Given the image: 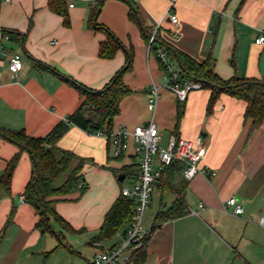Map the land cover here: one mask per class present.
Segmentation results:
<instances>
[{
  "label": "crops",
  "instance_id": "0c3cea01",
  "mask_svg": "<svg viewBox=\"0 0 264 264\" xmlns=\"http://www.w3.org/2000/svg\"><path fill=\"white\" fill-rule=\"evenodd\" d=\"M98 1L66 0L65 22L64 15L51 10L49 0H0V131L24 130L42 138L57 124L68 123L57 146L72 152L74 159L55 185L61 186L80 162L85 182L84 192L55 197L56 212L73 231L53 219L55 232L43 234L35 208L24 201L34 166L30 153L21 151L10 192L0 185V264H93L100 249L122 243V233L99 243L92 240L122 189L129 187L125 179L131 186L135 181L134 141L116 158L108 140L67 121L83 98L78 87L57 72L101 90L131 52L132 68L123 76L130 93L112 130L121 125L133 129L150 120L148 99L155 83L160 88L155 121L161 144L172 135L189 140L202 136L204 149L200 173L191 181L182 173L174 180L188 214L166 221L152 234L144 264H264V226L259 223L264 218V120L251 127V119H245L247 103L228 94L209 108L211 91L206 88L178 101L165 88L170 74L159 59V50L170 46L199 61L212 57L213 68L224 79L264 80V44L255 41L264 35V0H136L150 29L165 17L152 49L140 25L129 18L128 3L104 0L97 23L122 44L112 58L99 55L107 33L90 20ZM169 9L178 17L176 26L166 15ZM6 31L14 32L16 40L6 39ZM14 53L24 57L16 74L8 63ZM18 152L19 146L0 134V175ZM212 169L217 170L214 177L209 176ZM120 174H125L123 181ZM161 183L154 190L160 192L159 210L176 199V192ZM169 193L174 198L165 202ZM230 197L242 203V214L225 210Z\"/></svg>",
  "mask_w": 264,
  "mask_h": 264
},
{
  "label": "trees",
  "instance_id": "16d2710c",
  "mask_svg": "<svg viewBox=\"0 0 264 264\" xmlns=\"http://www.w3.org/2000/svg\"><path fill=\"white\" fill-rule=\"evenodd\" d=\"M104 0H99L91 10V24L95 28H101L106 31L107 39L101 44L99 55L103 58H112L122 47L121 42L107 28L97 23V18ZM129 5V18L140 25L144 38L150 43V38L155 29H150L146 24L139 10L136 0H125ZM51 10L65 16V22L68 20L66 0H49ZM5 36L16 40L14 32L6 31ZM158 29L154 41L150 44L154 47ZM12 39V40H13ZM167 58L177 65L179 70V83L187 81H198L201 88L211 91L209 108L213 106L216 100L222 94H228L247 103L245 119H251V127L260 125L264 120V80L240 79L237 77L231 79L222 78L213 68L212 57L199 61L191 55L179 49L167 46L163 50ZM161 66L167 70V66L159 57ZM132 52L129 54L125 66L120 69L112 81L101 90H94L78 83H75L69 77L60 74L63 79L78 87L82 96V102L75 113L67 121L80 126L90 132L102 131L110 134L112 132V123L115 116L120 112V104L125 96L130 93V89L124 84V74L132 68ZM68 123L57 124L48 135L42 138L29 136L24 130L16 132L0 131V134L6 136L19 146V152L8 162L5 172L0 175L1 188L10 192L13 172L18 163L20 152L30 153L33 161V173L28 182L23 196L24 201L31 204L38 215L37 226L43 234L55 232L52 226V220L59 222L60 226L73 231L71 226L55 210V197L64 196L80 190L84 192L85 182L83 181L82 162L69 174L67 180L61 185L56 186L58 177L65 172L74 159V154L70 151L61 150L57 146L58 140L67 130ZM185 164L174 161L167 166L160 177V181L166 189L176 192V199L166 208H162L155 216L151 229L146 238L145 245L134 250L131 254L132 264H144L147 260L146 245L152 234L160 229L168 220H173L185 216L189 208L183 198L182 190L176 187L174 180L178 174L183 175ZM139 168L135 177L137 178ZM135 178V179H136ZM83 183V184H82ZM54 198V199H53ZM135 209V200L121 193L112 207L107 212L99 233L93 238L92 242H101L106 239H112L117 234L126 233ZM61 245L64 241H60ZM115 246V245H113ZM49 254V253H48Z\"/></svg>",
  "mask_w": 264,
  "mask_h": 264
},
{
  "label": "built area",
  "instance_id": "2783aa9c",
  "mask_svg": "<svg viewBox=\"0 0 264 264\" xmlns=\"http://www.w3.org/2000/svg\"><path fill=\"white\" fill-rule=\"evenodd\" d=\"M73 6L74 4L71 3L70 7ZM166 15L169 16L175 26L178 25V17L171 12V9L167 11ZM164 18L157 23L150 38V44L154 41L156 31L163 23ZM5 38L9 40L8 36H5ZM255 41L258 44H264V35L260 34ZM4 54L6 55V52ZM159 57L167 66L166 72L170 74L165 88L172 91L178 101H186L192 90L201 88V83L198 81H187L180 84L178 82V67L161 50H159ZM23 60L24 57L20 53H14L8 58L9 68L12 73L16 74L23 68ZM159 97L160 88L153 83L148 99V109L151 117L145 125L136 126L133 129L121 125L116 130H112L110 134L102 131L94 132L97 136L109 141L112 154L116 158L125 155L130 149V140L132 139L134 141V156L138 161L139 171L132 186L124 187L121 191L125 196L135 200V209L131 223L126 233L122 234L123 241L108 249H100L93 257V264H132V252L145 245V238L149 232L144 227L145 214L150 206L153 192L160 181L162 172L167 166L171 165L174 161L184 163L183 176L188 181L193 180L200 173L199 164L204 158L202 136L197 137L195 140H189L172 135L166 145L161 144L158 125L155 121ZM216 174V169L209 171L210 177H214ZM224 208L226 211L232 208L231 210L235 215H240L244 212L242 203L236 197H230L226 201ZM259 223L264 226V218ZM126 251H129L130 254L125 255Z\"/></svg>",
  "mask_w": 264,
  "mask_h": 264
},
{
  "label": "rangeland",
  "instance_id": "374dc122",
  "mask_svg": "<svg viewBox=\"0 0 264 264\" xmlns=\"http://www.w3.org/2000/svg\"><path fill=\"white\" fill-rule=\"evenodd\" d=\"M124 182L128 186H131L128 178H126ZM172 198H174L173 194H171V193L167 194L166 198H165V202L171 200ZM160 200H161L160 192L154 191L153 196L151 198L150 206L147 209L146 214H145V218H144V227L147 231H149L151 229L150 227L154 222V217H155L157 211L159 210ZM107 244H109V242L105 243L104 246H107ZM125 253L127 254L128 252L126 251ZM87 264H89V262Z\"/></svg>",
  "mask_w": 264,
  "mask_h": 264
},
{
  "label": "water",
  "instance_id": "95a60500",
  "mask_svg": "<svg viewBox=\"0 0 264 264\" xmlns=\"http://www.w3.org/2000/svg\"><path fill=\"white\" fill-rule=\"evenodd\" d=\"M124 178H125V174H120L119 177H118V179H119L120 181H123Z\"/></svg>",
  "mask_w": 264,
  "mask_h": 264
}]
</instances>
